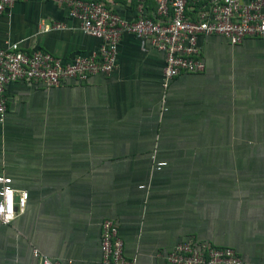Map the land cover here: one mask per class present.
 I'll return each instance as SVG.
<instances>
[{"label": "crops", "instance_id": "0c3cea01", "mask_svg": "<svg viewBox=\"0 0 264 264\" xmlns=\"http://www.w3.org/2000/svg\"><path fill=\"white\" fill-rule=\"evenodd\" d=\"M102 1L129 16L137 0ZM53 22L64 26L42 30ZM7 39L62 60L99 45L52 0L13 3L0 15V46ZM198 45L204 69L165 89L162 52L128 34L108 75L5 86L0 175L27 198L0 223V264H35L33 249L100 264L103 218L138 264H167L161 254L188 238L264 264V38L201 35Z\"/></svg>", "mask_w": 264, "mask_h": 264}, {"label": "built area", "instance_id": "2783aa9c", "mask_svg": "<svg viewBox=\"0 0 264 264\" xmlns=\"http://www.w3.org/2000/svg\"><path fill=\"white\" fill-rule=\"evenodd\" d=\"M18 1L25 0H0V15ZM52 1L64 5L67 16L77 20L78 29L99 39V45L87 55L75 53L62 60L45 50L27 51L21 47V40H5L0 46V122L7 109L8 83L21 81L52 88L67 81L86 83L94 75H108L116 65L119 41L125 34L162 52L164 89L180 73L204 69L199 36L221 35L230 44L249 36L264 38V0H150L151 14L146 13L143 0H137L129 16L120 15L102 0ZM63 26L53 22L41 28L44 31ZM153 162L154 169L165 165L164 161ZM26 198V191H17L10 177L0 175V223H9L16 209L21 212ZM99 250L100 264H138L136 254H124L117 225L110 218L99 223ZM32 254L35 264H61L36 249ZM161 256L167 264H243L233 248L193 238L176 242Z\"/></svg>", "mask_w": 264, "mask_h": 264}]
</instances>
